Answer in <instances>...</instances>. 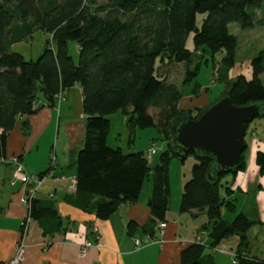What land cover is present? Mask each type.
I'll return each mask as SVG.
<instances>
[{"label": "trees", "instance_id": "16d2710c", "mask_svg": "<svg viewBox=\"0 0 264 264\" xmlns=\"http://www.w3.org/2000/svg\"><path fill=\"white\" fill-rule=\"evenodd\" d=\"M261 4L262 0H0V157L5 156L7 134L18 119L43 104L55 106V95L77 84L85 122L83 144L74 164L75 203L105 219L121 204L135 202L144 181L150 178L151 222L162 221L171 192L169 164L172 158L182 164L193 155L179 211L205 214L207 220L201 228L208 240L187 246L180 264H214L213 255L204 249L232 235L239 237L236 264H264V258L245 254L249 248L247 232L258 218L251 208L237 209L230 186L222 181L245 167L246 147L236 172H221L212 178L208 175L210 158L192 151L177 155L167 135L171 121L181 111L195 118L206 106L198 108L196 114L178 108V84L159 71L169 62L184 63L187 82L199 68L194 60L197 49L223 50L230 58L237 41L228 25L234 22L243 29L253 27L255 19L249 8ZM198 14H203L199 25ZM18 27L26 31L21 33ZM35 28L50 34L52 40L44 44L37 58L25 59L12 45ZM190 33L192 49L186 46ZM69 41L76 43L77 62L68 51ZM263 58L260 54L252 59L250 78L240 73L228 83H232L233 104L264 103ZM40 96L43 104L38 102ZM117 111L126 116L130 137L136 128L146 127L161 134L165 145L158 153V163L151 165L143 150L126 152L108 143L109 115ZM256 117L264 118V113ZM255 162L264 174V148L256 151ZM224 211L232 216L226 217ZM28 214L46 232L62 226L50 199L32 197ZM128 227L132 230L133 223ZM144 231L155 233L154 228L144 227Z\"/></svg>", "mask_w": 264, "mask_h": 264}, {"label": "crops", "instance_id": "0c3cea01", "mask_svg": "<svg viewBox=\"0 0 264 264\" xmlns=\"http://www.w3.org/2000/svg\"><path fill=\"white\" fill-rule=\"evenodd\" d=\"M70 92L76 101L75 115L64 122L63 134L66 136L59 147V116L57 113L55 117V111L61 110ZM82 98L81 89L76 84L63 92L62 101H56L55 106H48L40 100L43 106L18 119L7 134L6 153L3 158L0 157V264H7L15 256L20 244L24 254L18 264H180L181 253L187 246L192 243L206 244L208 240L206 231L201 228L207 220L205 214L179 211L182 187L189 178L185 172L181 174L178 197L171 204L170 192L167 211L162 220L166 222V227L161 233L158 230L160 221L151 222L148 207L152 189L150 178L146 179L150 180V186L145 187L146 191L143 192L145 180L135 202L121 204L105 219L97 218L73 200L78 196L74 164L84 138ZM206 98L205 105L211 100L207 94ZM117 112L121 113L119 120L126 127V116L121 111ZM56 120L57 127L54 128ZM22 121L26 122L21 124ZM255 135L252 138V152L245 159V167L233 176L226 175L223 181L230 186V197L234 198L237 209L251 208L259 220L247 232L249 248L245 254L264 258V174L259 172L255 162L256 151L264 148V133L258 135L255 132ZM131 138L129 143H134V138L132 141ZM162 141L165 145V141ZM13 157L23 165L28 175H38L50 169L44 174L35 196L52 200L62 220L59 230L46 232L38 220H26L28 211L20 199L28 186L13 178L15 164L10 162ZM149 163H158V154ZM221 193L225 194L224 190ZM226 214L232 216L224 211L227 217ZM130 222L134 227L129 231ZM144 227L154 228V235L145 232ZM135 237L141 239L140 248L135 247ZM86 240L90 245L84 254H80V247ZM238 244L239 237L232 235L221 239L213 248L206 247L204 252L213 255L214 264H236Z\"/></svg>", "mask_w": 264, "mask_h": 264}, {"label": "rangeland", "instance_id": "374dc122", "mask_svg": "<svg viewBox=\"0 0 264 264\" xmlns=\"http://www.w3.org/2000/svg\"><path fill=\"white\" fill-rule=\"evenodd\" d=\"M249 11L253 13L255 19L253 27L243 29L234 22L228 25L230 33L235 36L237 41L236 47L233 50L230 58H228L229 56H226L223 50L211 51L205 48L197 49L196 59L194 60L195 62H198L197 65L199 66V68L197 74L187 82H185L187 76L184 71V63L169 62L159 70L160 72L165 73L168 79L178 84V87L181 91V97L177 102L178 108H187L188 110H194V112L192 113L196 114L198 113V108H202L206 104V94L209 99L211 98V100L209 101V103H211L221 95L225 87H227L228 83L234 80L240 73L244 74L248 78L251 77L252 59L256 56H259L260 54H262V56L264 57V0H262V4L260 7L249 8ZM202 16L203 14L197 15L196 20L198 25L200 24ZM18 29L21 31V33H24L26 31L25 28L18 27ZM51 40L52 37L50 34L44 33L35 28L25 33V36L22 37V40L13 43L12 49L20 52L25 59H35L40 54L41 50L44 47V44L47 41L48 43H51ZM186 46L190 49L193 48L192 33L189 34L186 40ZM68 51L73 57L74 61L77 62L78 54L75 42H68ZM227 58L232 62L228 63ZM261 77L264 80V72L262 73ZM201 90L202 92H200ZM67 99V102L62 104L61 110L58 109V112L55 111V117H57V113L59 116V147L60 144L64 141L63 138L66 136H64L63 134L64 122L68 117H72L75 115L76 101L75 97L72 95V92L68 94ZM40 100H44L42 96H40ZM209 103L207 105H209ZM121 116L122 115L120 112H116L115 114L110 115L111 126L107 139L108 143L111 146H121L126 152H131L134 150H143L147 152L150 146L154 144L156 153L153 154V156L151 155L152 158H150L151 156L149 157V162L153 159L155 160L160 149L164 146V143L160 137V133H158V131L154 127L136 128L135 132L132 134L134 143H129L130 132L124 126V124L120 122L119 119ZM56 127L57 120L54 128ZM246 129L247 132L245 135V141L247 145L244 150L245 159H247L252 152V138L256 137L255 132L256 134L258 133V135L264 133V118L254 117L246 125ZM173 159L174 160L172 161V163L169 164V179L171 186L170 204L176 199V197H178L182 171L185 172L187 176H190V168L193 161H195L193 155H189L182 164H179L176 158ZM16 167V165L13 167V174L16 170ZM23 171L25 172L24 169ZM150 184V180L145 181L143 192L146 191V188L149 187ZM24 185L29 186V184ZM226 215L229 218V215ZM28 217L29 214L27 218ZM157 242L160 243V241Z\"/></svg>", "mask_w": 264, "mask_h": 264}, {"label": "water", "instance_id": "95a60500", "mask_svg": "<svg viewBox=\"0 0 264 264\" xmlns=\"http://www.w3.org/2000/svg\"><path fill=\"white\" fill-rule=\"evenodd\" d=\"M231 90L232 83L195 118L188 112H179L167 130L171 148L177 155L192 151L211 159L210 178L221 172L237 171L246 147V124L264 113V103L233 104Z\"/></svg>", "mask_w": 264, "mask_h": 264}, {"label": "built area", "instance_id": "2783aa9c", "mask_svg": "<svg viewBox=\"0 0 264 264\" xmlns=\"http://www.w3.org/2000/svg\"><path fill=\"white\" fill-rule=\"evenodd\" d=\"M55 99L58 102L61 101L63 99V91H60L59 93H57L55 95ZM36 106H37V103H34L33 108H35ZM155 152H156V148H155L154 144H152L150 146V148L148 149V151L145 152L146 157L149 158ZM53 160L54 159L52 158V161ZM10 162L14 163L17 166L16 170L14 171L13 178L19 179L22 183L30 185L26 188L24 194L21 197V202L26 206L27 211H28L30 199L32 197H34L35 194L37 193L41 183L44 180V175H39V174L38 175H28L26 172L23 171L24 167L16 158H12L10 160ZM13 182H14V180H12V183ZM49 195L53 196L52 193H50ZM27 216H28V213H27ZM27 216H26V219L31 220V218L30 217L27 218ZM164 227H166V222L160 221L158 224V230L160 231V233L162 232ZM134 244H135L136 248H140L142 245L141 239L138 237H135L134 238ZM89 245H90V242L88 240H86L82 244V246L80 247V254H84L86 252V249L89 247ZM23 254H24V249H23V246L20 244L16 248L15 256L7 264H18L21 261V259L23 258Z\"/></svg>", "mask_w": 264, "mask_h": 264}]
</instances>
